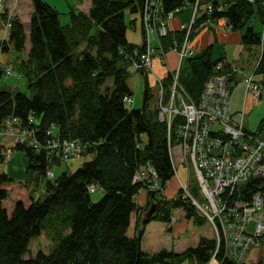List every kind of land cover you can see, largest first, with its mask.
<instances>
[{"label": "trees", "instance_id": "obj_1", "mask_svg": "<svg viewBox=\"0 0 264 264\" xmlns=\"http://www.w3.org/2000/svg\"><path fill=\"white\" fill-rule=\"evenodd\" d=\"M196 0H163L166 11L192 5ZM204 4L227 6L204 13L195 27L208 19L225 18L233 30H244L245 48L261 45V32L252 26L257 18L264 22V0H202ZM142 0H92L89 14L72 8L71 24L61 22V13L46 0H7L1 17L11 15L9 41L3 52L13 46L18 53L28 51L22 63L29 93L14 92L0 85V124L17 117L29 126L33 117L38 139L46 143L79 141L90 160L73 173L63 172L48 178L44 198L35 199L28 177L40 189V177L46 176L50 161L45 151L17 144L28 159L27 179L15 180L0 174V264H208L215 250L213 238L201 237L199 244L182 253L162 249L146 253L142 249L144 227L138 236H130L132 215L146 210L136 201L139 193L151 191L150 179L137 180V173L151 165L157 172L162 192L156 191V209L152 221L171 223L174 211L184 209L189 219L203 224L195 207L164 195L166 184L176 175L171 148L179 145L176 123L171 128L159 119L151 105L150 87H146L143 106L128 107L125 97H133L131 74L126 53L138 45L127 39L125 12L141 11ZM194 35V34H193ZM183 32L163 39L168 49ZM193 37V36H192ZM213 48L187 60L180 83L192 100L198 101L208 78L216 73ZM256 74L264 78V51ZM3 71L0 69V80ZM264 81V80H263ZM173 77L165 81L167 96ZM178 120H176L177 122ZM264 122L262 119L260 125ZM53 132V135H49ZM58 163V162H57ZM92 185L102 190L99 201L92 199ZM52 231L54 248L41 251L35 258H24L32 238ZM219 264H238L218 255ZM242 264H263L242 263Z\"/></svg>", "mask_w": 264, "mask_h": 264}, {"label": "built area", "instance_id": "obj_2", "mask_svg": "<svg viewBox=\"0 0 264 264\" xmlns=\"http://www.w3.org/2000/svg\"><path fill=\"white\" fill-rule=\"evenodd\" d=\"M4 7L5 0H0V13ZM194 7L195 16L191 24L182 25V32H186L182 40H174V44L165 49L158 46L155 40H160L163 45V39L171 35L169 22L174 17V10L166 11L163 0H146L142 7L143 45L126 53L128 73L147 71V62L155 55L156 50L162 53L176 50L182 57L193 58L194 51L189 42L200 15L202 0H196ZM204 9L210 15L215 10H221V7L207 4ZM10 17L11 15L5 19L0 16V32L5 31V34L0 33V56L9 37ZM209 21L208 19L206 22ZM261 42L264 45V22ZM258 64L259 59L254 65L253 73L248 75L235 64L219 62L215 68L216 73L206 81L200 99L192 100V104L187 102L184 95L183 98L180 97L179 72L173 73L169 101L165 96L164 84L160 83L158 91L159 119L167 123L169 142L172 123L175 121L176 137L183 152L181 161L184 163L188 158L191 159L205 202L201 203L193 197L185 184L181 187L182 200L193 205L214 229L216 247L209 264L217 260L221 252L223 258H229L238 264L245 263L253 247L259 246L264 238V122L257 131H248L243 124L245 111L241 112L239 122L230 109V84L238 75H244L248 94L251 93L259 100L264 96V83L256 79ZM5 73L7 76L16 75L10 65L6 66ZM183 91L186 92L185 89ZM125 101L132 104L133 98L125 97ZM28 123L29 126L23 125L19 118L10 117L0 124V140L9 137L14 141L13 147H6L7 155L12 153L17 144L30 145L38 151H45L51 164L57 160L55 158L66 161L85 151L84 145L79 141H59L54 138L44 143L38 139L36 129L31 127L33 117H30ZM15 131H19V134L15 135ZM51 134L53 132L49 133ZM50 164L46 175L53 177ZM149 176L150 188L162 192L157 172L151 165L144 171H139L136 178L144 181ZM97 189L96 185L90 187L93 193Z\"/></svg>", "mask_w": 264, "mask_h": 264}, {"label": "rangeland", "instance_id": "obj_3", "mask_svg": "<svg viewBox=\"0 0 264 264\" xmlns=\"http://www.w3.org/2000/svg\"><path fill=\"white\" fill-rule=\"evenodd\" d=\"M50 5L55 6L56 9L61 12V20L63 22V24L67 23L68 21H70L71 19V11L72 8H74L76 11L79 12V5H82L83 0H46ZM80 1V2H79ZM89 1V0H88ZM7 5V4H6ZM5 5V6H6ZM188 6H192L193 8V14H192V19L188 24H191L193 17L195 16V7L194 4L192 5H188ZM7 7V6H6ZM186 8V7H185ZM185 11V10H184ZM183 12V11H181ZM184 13V12H183ZM197 17V16H196ZM174 19V17H173ZM172 19V20H173ZM125 20L126 23L128 25L127 28V39L130 43L135 44V45H142L143 43V30H142V19H141V12H132L130 9H127L125 12ZM171 20V22H172ZM169 22V24L171 23ZM254 22H256V24L261 26V22L259 19H255ZM208 24V23H207ZM186 25V24H185ZM196 25H194V28L192 30L191 36H190V42H189V46L192 48V50L194 51L193 47H192V36L193 34L198 30V27H195ZM228 29L232 30L229 26ZM1 35L5 34V31H1L0 32ZM186 32L183 33V35H185ZM152 36H154L152 34ZM155 43L158 46H163L162 42L160 40H155ZM254 52L258 51V56L257 58L259 59L262 55V52L264 51V45H260L258 48L257 46L253 47ZM174 51L175 53H177L178 58H179V64L178 67H176L175 70H173L171 67L169 69L170 71V75L173 77V73L175 72H179V93L181 94L180 97H182L184 95L185 98H187V102L189 104H192V99L191 97H189V95L183 91L185 88L183 87V85L180 83L181 81V72L184 68L185 65H187V60L188 58L186 56L182 57V55L180 54V52H177L176 50H171L168 52H172ZM162 53L161 51L156 50L155 55L151 57V60L147 62V64L149 65L147 67V71L144 70H139L135 73H132V75L130 76L129 79V84L134 92V102L132 104H128V107L130 108H135V109H139L143 106L144 103V96H145V92H146V87H147V81H146V76H150L153 75L155 80L157 81V86L153 85L150 86L151 88V105L152 106H156L158 108V104H159V98L160 95H158V91L161 88V84L165 85V81L167 80H163L159 75H157L154 71V59L155 57H161V60L163 61L164 65H166V53ZM196 55L195 51H194V56ZM3 54L0 56V66H3L4 68H6L4 60L6 59L7 55L3 56ZM3 60V62H2ZM245 63L243 66H247L244 67L246 68V72L248 75H251L253 73V69H254V60L251 59V61H246V59L244 58ZM257 62V60H256ZM13 68L14 74H20V72L18 73L14 66L11 64L10 65ZM238 66V65H237ZM239 67V66H238ZM131 74V73H129ZM244 75H238L237 76V81L238 83H236V81H232L231 82V87H232V95L230 97V109L231 111L236 114L235 115V120L241 122V112L246 108L247 109V117L245 120V125L247 128H249L250 130H256L261 118L264 116V96L262 99H256L253 97V95L251 93L248 94L247 92V84L244 81ZM256 79L258 81H261L262 83H264V78L262 75L258 74L256 76ZM0 85L3 88H9L11 91L14 92H25V93H29L28 88H27V80L24 77L23 74H21V77L18 79L17 77L14 76H6L3 75L1 80H0ZM172 86V84H171ZM170 86V89H171ZM165 87V86H164ZM166 91V88H165ZM167 92H165V96H167ZM253 97V98H252ZM183 98V97H182ZM167 101H169V97L167 99ZM178 103L180 102L179 100L177 101ZM184 105V104H182ZM239 113H238V112ZM19 134V131H15L14 134L16 135ZM14 141H11L9 137L6 138H2L0 140V153H4V158H7L6 156V152L5 149L7 146H10ZM13 153H17L18 154V158L14 160V163H18V169H16V171H12V174H14V179L15 180H24L27 179L28 174H27V168H28V159L26 154L23 151H19V150H13L11 154ZM10 154V155H11ZM172 154H173V160L175 162V167H176V173L178 171L179 168V164H182L183 166L180 167V170L178 171L180 173V176L183 178L182 180L178 177V173L172 178H178L180 181V188L182 187V184H185V186L188 188L189 193H191L193 195V197H195L196 199H198L201 203H204V198L200 192V185H199V181L198 178L195 174V171L193 169V165H192V161L190 158L187 159V162H182V148L180 145H174V147L172 148ZM2 155V154H1ZM0 155V162L2 161V156ZM9 155V156H10ZM15 157V155L13 156V158ZM92 156L83 154V155H79L77 157H73L70 160H61L58 158H55L57 160H54L50 166L52 168L51 172L54 173L53 177H50V175H46L47 177H40L41 180V187L40 189H38V186H35V181L32 180V177L34 176V173L31 172L29 175V179L30 180V191L33 192V196L35 197V199H39V198H44V196L46 195V188L45 185L48 181V178L51 180H54L56 177H58L60 174H62L63 172H68V173H73L75 172L78 168H80L84 162L88 161L91 159ZM10 158H7L5 162H10ZM58 162V163H57ZM16 166V165H15ZM15 169V167H13ZM17 168V166H16ZM186 169V173L183 174V170ZM13 170V169H12ZM171 180V181H172ZM184 180L186 183H184ZM171 181L168 182L166 184L165 187H171ZM38 187V188H36ZM103 192L102 190H97L96 192H94L92 194V199L94 201H99L100 198L102 197ZM179 195V193H178ZM176 220V219H175ZM174 220V221H175ZM173 221V222H174ZM199 229H202L203 232H205L209 237L213 238L215 236L214 233V229L212 227V225L205 219L204 224H199L198 225ZM54 246L53 243V239H52V231H47V229H45L43 231V233L40 236H36L34 238L31 239L29 246H28V251L25 253L24 258L29 259V258H35L37 257V255L43 251L45 253H49L51 250H53L52 248ZM214 262V261H213ZM212 262V264H213ZM257 262H262L264 264V240L262 241V243L259 246H255L253 247V249L250 251L249 255H248V259H247V263H257ZM180 264H190V262L185 261V262H181ZM214 264H218V262H215Z\"/></svg>", "mask_w": 264, "mask_h": 264}, {"label": "crops", "instance_id": "obj_4", "mask_svg": "<svg viewBox=\"0 0 264 264\" xmlns=\"http://www.w3.org/2000/svg\"><path fill=\"white\" fill-rule=\"evenodd\" d=\"M80 2V1H79ZM7 4V0H6ZM222 4L223 9L227 6ZM7 6V5H6ZM92 6V0H83L82 5H79V11L89 14ZM55 7V6H54ZM186 7V8H185ZM56 8V7H55ZM185 10V11H184ZM183 11V12H181ZM204 6L200 10L199 18L204 14ZM61 13V12H60ZM193 8L192 6H182L181 8L175 10L174 19L170 23V29L173 34L180 33L182 25L188 24L192 19ZM62 22V20H61ZM63 23V22H62ZM71 24V19L64 25ZM252 26L258 32H262L263 25L261 26L256 24L253 21ZM244 30H230L228 29L227 20L225 18H217L212 20L210 23L202 24L198 30L194 33L192 37V47L196 53V55H201L204 50L208 47L213 48V58L214 60H223L226 63L236 64L240 68H242L246 72L247 66H243L246 61H251L258 59V51L254 52L252 48H245L242 45V35L244 34ZM10 37V33H9ZM8 37V40H9ZM258 48V47H257ZM6 56L4 63L12 64L15 70L19 73H22V63L28 58V51L25 52H16L13 46L9 47V51L4 52L3 56ZM2 56V59H3ZM166 65H164L161 57H155L154 59V71L157 75H159L163 80H166L170 76V67L175 70L179 64V58L177 53L174 51L166 53L165 56ZM3 62V60H2ZM187 62V61H186ZM147 86H157V81L155 80L153 75L146 76ZM234 81L238 83L237 77H235ZM231 87V84H230ZM151 90V88H150ZM232 90V87H231ZM253 98V97H252ZM245 115L243 124L244 127L248 131H257L260 127V123L264 116L261 118L256 130H250L245 125V120L248 115V111L245 108ZM232 112V111H231ZM238 112V111H237ZM233 113V112H232ZM239 113V112H238ZM234 114V113H233ZM236 114H234L235 117ZM2 154V155H1ZM2 156V161L0 162V174L6 173L12 178H14V174L12 171H16L18 169V163H14V160L19 159L17 153H13L7 158H10V162H5L7 158H4V153H0ZM15 157L13 158V156ZM174 162V160H173ZM175 164V162H174ZM17 168H16V166ZM178 171L180 167L183 166L179 164ZM15 167V169L13 168ZM13 169V170H12ZM178 173V177L180 178V173ZM186 173V169L183 170V174ZM183 179L182 177L180 178ZM184 183L185 180H184ZM171 187H166L164 189V195L169 198H177L178 193L180 192V181L178 178H175L171 181ZM148 190H142L136 198V201L139 207L145 210L148 201ZM143 211L134 213L132 215L131 227L129 228V235L134 237L138 236L139 230L144 227V233L142 236V249L146 253H156L161 251L162 249L174 250L177 253H182L186 251L190 247H195L199 244L201 237H209L202 229L198 228V223H196L193 219H189L187 217L186 212L182 208H178L174 211L173 216L175 217V221L171 224L152 221L144 225ZM204 224V223H203Z\"/></svg>", "mask_w": 264, "mask_h": 264}, {"label": "water", "instance_id": "obj_5", "mask_svg": "<svg viewBox=\"0 0 264 264\" xmlns=\"http://www.w3.org/2000/svg\"><path fill=\"white\" fill-rule=\"evenodd\" d=\"M155 199H156V192L154 190L149 191L148 192V201H147V205L145 207V210L147 213L145 215L143 223L149 221L152 214L154 213V211L156 209Z\"/></svg>", "mask_w": 264, "mask_h": 264}, {"label": "bare ground", "instance_id": "obj_6", "mask_svg": "<svg viewBox=\"0 0 264 264\" xmlns=\"http://www.w3.org/2000/svg\"><path fill=\"white\" fill-rule=\"evenodd\" d=\"M145 1H146V0H142V3L144 4ZM142 7H143V5H142ZM140 12H141V18H142V8H141V11H140ZM167 38H168V37H167ZM142 45H143V44H142Z\"/></svg>", "mask_w": 264, "mask_h": 264}]
</instances>
